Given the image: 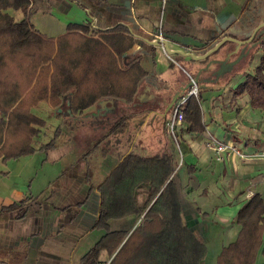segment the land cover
Returning a JSON list of instances; mask_svg holds the SVG:
<instances>
[{
	"label": "crops",
	"instance_id": "0c3cea01",
	"mask_svg": "<svg viewBox=\"0 0 264 264\" xmlns=\"http://www.w3.org/2000/svg\"><path fill=\"white\" fill-rule=\"evenodd\" d=\"M30 11L33 29L50 40L68 34L72 26L89 28L90 33L80 34L91 39L118 26L128 29L135 43L119 65L140 63L147 76L130 103L101 99L82 113L71 112L68 101L58 108L46 102V108H39L40 103L32 109V114L53 109L62 135L56 148L40 151L48 122L34 114L46 122L34 139L36 152L18 160L0 159V264H82L107 234L95 227L100 196L91 187L99 186L130 153L175 154L172 179L184 221L205 240L208 254L213 236L224 238L218 256L236 241L241 230L237 217L249 203L264 216V161L221 156L208 147L214 136L248 156L264 152V112L252 107L248 95H236L248 70L259 65L262 49L255 45V61L253 47L243 52V46L237 50L228 42L210 59L225 60L235 52L227 63L205 70L207 61L173 55L178 66L161 47L150 44L161 33L172 52L201 56L229 34L246 40L264 22V0H31ZM9 13L16 21L24 19L21 12ZM189 76L199 85L195 99L201 130H189L184 120L176 142L167 123L174 100L189 91ZM136 146L148 155L136 153ZM135 201L145 208L148 186L136 190ZM71 206L79 211L68 222ZM142 220L137 215L112 220L109 230L132 234ZM116 253L102 250L97 264H110Z\"/></svg>",
	"mask_w": 264,
	"mask_h": 264
},
{
	"label": "trees",
	"instance_id": "16d2710c",
	"mask_svg": "<svg viewBox=\"0 0 264 264\" xmlns=\"http://www.w3.org/2000/svg\"><path fill=\"white\" fill-rule=\"evenodd\" d=\"M30 7L31 0H0V159L3 162L36 152L34 139L46 126L44 120L32 114V109L40 103L49 102L58 108L68 101L73 113H82L101 99L130 103L147 76L140 63L130 67L119 65L135 43L128 29L118 26L101 34L99 39H91L80 34L90 33L89 28L72 26L68 34L50 40L33 29ZM9 11L21 12L24 19L16 21ZM260 42V63L238 86L236 95H248L252 107L264 112L263 37ZM201 118L199 103L195 98L190 99L184 110L189 130L200 131ZM62 129L57 127L53 139L40 151L56 148ZM176 169L175 154L144 157L130 153L99 186L91 187L100 196L95 227L106 230L107 234L82 264H97L104 249L110 256L118 251L110 264H205L208 246L184 221L178 186L172 179ZM142 185L150 189V201L145 208L138 207L135 201V192ZM78 209L77 206L66 209L72 216L68 222L74 220ZM132 215L143 216L132 234L110 232V221ZM237 223L241 225L239 235L222 249L217 264H259L258 257L264 258L262 211L249 203L240 211Z\"/></svg>",
	"mask_w": 264,
	"mask_h": 264
},
{
	"label": "built area",
	"instance_id": "2783aa9c",
	"mask_svg": "<svg viewBox=\"0 0 264 264\" xmlns=\"http://www.w3.org/2000/svg\"><path fill=\"white\" fill-rule=\"evenodd\" d=\"M153 42H157L159 44V47H161L163 54L168 59H170L176 65L180 66L177 60L173 58V55L169 53V50L166 45L167 40L161 33L156 36V39H154ZM189 81H190V89L187 95L182 97L175 103V105L171 110L170 119L167 123L168 133L172 135V137L175 139L176 142L177 140H179L177 138L178 128L184 122L185 107L187 106L190 99L198 98L199 95V85L197 80L192 76H189ZM208 147L213 149L217 154L221 156L227 154L229 156H233L241 159L251 158V159H258L264 161V152H260L255 155L248 156L245 155L236 145L223 142L214 136H210Z\"/></svg>",
	"mask_w": 264,
	"mask_h": 264
},
{
	"label": "rangeland",
	"instance_id": "374dc122",
	"mask_svg": "<svg viewBox=\"0 0 264 264\" xmlns=\"http://www.w3.org/2000/svg\"><path fill=\"white\" fill-rule=\"evenodd\" d=\"M253 47V48H252ZM251 48L253 49L252 53L253 55H255V61L258 59V52H257V48H255V45L250 46L246 45L242 47V51L246 52V51H250ZM189 69V68H187ZM190 70V69H189ZM255 68L253 69H249L248 73H254ZM48 105L46 102H42L39 108H46ZM50 108V107H49ZM51 110V109H50ZM61 111V110H60ZM54 114V110L52 109L51 112L49 111H43V113L41 114L38 109H36L34 111V114H39V116H41L42 118H44L47 122H48V126L47 128L44 130V134L41 136V139L39 140L41 144H47L52 137L54 136V132L56 130V128L59 126V124L57 122H55L54 117L51 116V114ZM170 137H172V135L170 134ZM136 153H141L142 155H148L145 152H143V150H141V148H139L138 146H136L134 148ZM152 156V155H151ZM220 236H213V240L211 242H209V254L207 256V259L205 261V264H217V258H218V253H219V249L222 246V241H223V237H221V239H219ZM121 260H123V256L120 257ZM260 262L263 263L264 262V258H262L260 256Z\"/></svg>",
	"mask_w": 264,
	"mask_h": 264
},
{
	"label": "water",
	"instance_id": "95a60500",
	"mask_svg": "<svg viewBox=\"0 0 264 264\" xmlns=\"http://www.w3.org/2000/svg\"><path fill=\"white\" fill-rule=\"evenodd\" d=\"M264 29V22L262 24H259L256 28H254V30L252 31V34L246 39V40H240V39H237L236 37H234L233 35L229 34L227 35L225 38H223L220 42H218L216 44V46L212 49H210L208 52H206L204 55H201V56H196L195 54H185L183 52H172L169 47H168V44L167 45V48L169 50V53L171 55H183L185 57H190L192 58V60H194L195 62H204V61H207V65H206V68L205 70L209 69L211 66L213 65H219V64H224V63H227V61L231 58V56L235 53V52H231L230 54L227 55L226 59L225 60H219V59H213V60H210L212 59L213 57H217L219 55V52H220V49L223 45H225L226 43L230 42V43H234L237 45V50H239L242 46H246V45H249V44H252L256 37H259V32H261L262 30ZM264 34V32L262 33ZM264 38V35L262 36ZM262 42L259 43V45L261 44ZM150 44L156 46V47H159V44L157 42H150ZM236 50V51H237ZM203 70V69H201ZM200 70V72H201ZM189 89H190V84H189ZM186 93H188V91H185L181 96H179L178 98H176L174 100V103L172 105V108L173 106L175 105V103L182 98L183 95H185ZM171 108V110H172Z\"/></svg>",
	"mask_w": 264,
	"mask_h": 264
},
{
	"label": "flooded vegetation",
	"instance_id": "af4514ba",
	"mask_svg": "<svg viewBox=\"0 0 264 264\" xmlns=\"http://www.w3.org/2000/svg\"><path fill=\"white\" fill-rule=\"evenodd\" d=\"M264 32V29L261 31V32H259V34H261L260 36L262 37L264 34H262ZM261 37H259L258 39H256V41H254L252 44H250V46H253V45H259V43H260V38Z\"/></svg>",
	"mask_w": 264,
	"mask_h": 264
}]
</instances>
